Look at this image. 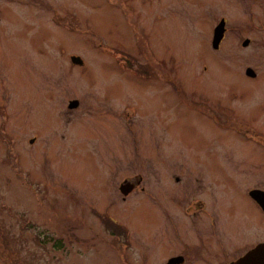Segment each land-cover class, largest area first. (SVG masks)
I'll use <instances>...</instances> for the list:
<instances>
[{"label": "rangeland", "instance_id": "1", "mask_svg": "<svg viewBox=\"0 0 264 264\" xmlns=\"http://www.w3.org/2000/svg\"><path fill=\"white\" fill-rule=\"evenodd\" d=\"M254 189L264 0H0V264H208L196 249L225 233L264 243Z\"/></svg>", "mask_w": 264, "mask_h": 264}, {"label": "flooded vegetation", "instance_id": "2", "mask_svg": "<svg viewBox=\"0 0 264 264\" xmlns=\"http://www.w3.org/2000/svg\"><path fill=\"white\" fill-rule=\"evenodd\" d=\"M256 77H257V75L254 76L253 78H249V79L255 80ZM138 179L141 180V178H138ZM136 183L134 184L135 186H136ZM141 192L144 193V192H147V191H141ZM150 192L151 193L148 194V195L154 194V196L155 195L158 196L157 200H155V203H153V204H154V206H156V208L158 207V210L163 212L164 215H165V212H164L163 209H167V208L165 206L164 207L162 206L163 204H162V199H160V196L164 195L165 198H167L168 195H169L168 191H163V193L159 192V191H150ZM169 192L171 193L172 191H169ZM214 192L215 191H208V197L210 199V204L212 205V208H213L214 204L216 206H218L219 208H225L224 197H227V195L229 194V191H216V192H218V195H220V199L219 200L216 199ZM239 192L244 193L245 196L250 200L251 204H253L262 214H264V212L262 211L261 207L256 202V197H257L256 192L264 193V191H239ZM132 193H133V191L132 192L128 191V196L127 197H129ZM149 198L152 199L151 197H149ZM151 202H153V199L151 200ZM194 206H195V208L196 207L197 208L204 207V203H203V201H197ZM206 210L207 209H205V212H204L205 214L204 215H206V217H208V211H206ZM213 213L209 216V219L207 220V222H208V225H209V229L214 233V236H216L217 232H219L218 229L220 228V220L218 218H215V214H213ZM257 221L258 220L254 219L253 220V224L251 225V227L249 229H251L253 226H257V225H255L257 223ZM217 225H219V227H217ZM179 226L180 225H178L176 227H179ZM216 227H217V232H216ZM239 227H242V226H238V234H239ZM254 230H255V227H254ZM171 231H172V229L170 230V232ZM172 233L173 232H171V234ZM174 233L176 234V231H174ZM224 233H225V231H224ZM245 234H243L242 236L245 237ZM199 236H202L201 235V231L199 232ZM254 236L256 237V235H254ZM165 237H166V232L164 233V238ZM201 239L202 238H196V240H198V241H200ZM246 239L247 238H243V239L237 238L238 242H240V243L235 246V244L233 245V243H232L231 237L228 234L225 233V235L222 237V240L219 239V236L217 237V240L213 239L209 243L210 246L207 247V249L204 250V251H202L203 249H199V250L196 249L195 245L193 247L197 250V253H198L199 256H203L204 254L207 256L208 264H214V257H213L214 252H213V250H214L215 247H217V248L222 247V249H224L223 248V242H222V241H224L227 244L228 247L230 245L234 246V251L231 254H229L228 256H227L226 252H224L223 253L224 257L217 264H243L244 258L247 255H249L251 253V251L256 249L259 245L264 244L263 242L258 241V242H254V244L252 246L247 247V245H246L247 240ZM170 240H171L170 242H173V243L176 244L175 248H177V249H178L177 245L178 244H182L181 239H179L177 237L170 238ZM250 240H252V239H249V241ZM164 242L165 241H162V243H164ZM164 249H165L166 252H171L172 250H176V249H170V248L167 249L166 247ZM231 249H233V247ZM166 252H164V254ZM196 258L197 259H201L198 256H196ZM258 258H259V256H256V258L252 259V262H249L247 264H259L258 261L256 260ZM185 262H186V257H185V254L182 253V254H175V255L169 257V259L167 260L166 264H186ZM193 264H202V263L196 262V263H193ZM245 264H246V262H245Z\"/></svg>", "mask_w": 264, "mask_h": 264}, {"label": "water", "instance_id": "3", "mask_svg": "<svg viewBox=\"0 0 264 264\" xmlns=\"http://www.w3.org/2000/svg\"><path fill=\"white\" fill-rule=\"evenodd\" d=\"M224 33H225V21L222 19L219 22V24L217 25V27L214 29V32H213L212 48L214 50H217L219 48V45L223 39ZM248 45H249V40H245L242 43L243 47H246ZM71 62L75 65H81L82 64V62L78 58H75V57H73L71 59ZM245 75L249 78H253L254 76H256L255 73L250 68L246 69ZM76 106H77V102L74 101V102L70 103L69 108L73 109ZM130 188H131L130 186L128 187V189H122L121 188L120 191L122 192L123 195H127L128 191H130ZM255 191H258V190H255ZM256 195H257L256 202L264 212V193L256 192ZM256 256H259V258L256 259L258 261V263L264 264V244L259 245L256 249L251 251V253L244 258L243 264H245V262H246V264L249 262H252V259L256 258Z\"/></svg>", "mask_w": 264, "mask_h": 264}]
</instances>
